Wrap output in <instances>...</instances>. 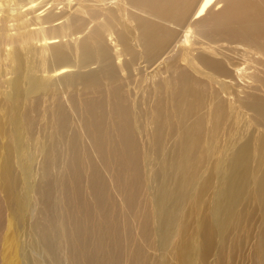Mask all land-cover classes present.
Wrapping results in <instances>:
<instances>
[{"label":"bare ground","instance_id":"1","mask_svg":"<svg viewBox=\"0 0 264 264\" xmlns=\"http://www.w3.org/2000/svg\"><path fill=\"white\" fill-rule=\"evenodd\" d=\"M229 115L253 134L220 154ZM258 143L264 0H0L11 264H264V219L248 255L233 236L252 189L264 213Z\"/></svg>","mask_w":264,"mask_h":264},{"label":"rangeland","instance_id":"2","mask_svg":"<svg viewBox=\"0 0 264 264\" xmlns=\"http://www.w3.org/2000/svg\"><path fill=\"white\" fill-rule=\"evenodd\" d=\"M253 132L251 130L250 126H247V121H244L242 117L238 116V119L235 116H228L226 117L222 129L218 135L219 138V146L220 148V154L224 151L226 148V145L230 147V144L236 139L237 145H233L232 147L241 146L244 144V142L252 136ZM263 144L258 143V149L257 153H261V164H256L252 169V175H251V181L250 184H256V183H263L264 184V169L261 172V168L264 165V150H262ZM220 157V156H219ZM229 157V161L233 162L235 157V152H231ZM219 159V158H218ZM217 163L213 162V165ZM219 181V178L217 179ZM214 187L210 190L207 197H205V202L202 205V213H205L206 215L209 214L210 208H211V200L214 195ZM254 191L251 190L249 196H248V203L245 204L243 207V210L246 211V215H248V212L252 213V219L250 224L248 223L246 225V230L241 231L239 235L233 233V236L235 239L241 240L243 243L241 245H244L241 250V255H248L253 247L254 241L252 240V230H257L261 226V222L264 219V213L259 205H262V203L255 202L254 201ZM252 228V229H251ZM18 230L12 226L11 229L5 228L3 231V238L4 234L6 235V242H5V250L3 249V243H1L0 240V264H11V262H20L21 261V246L19 243L18 247ZM249 238V240H248ZM7 241L9 246L7 245ZM246 260V261H245ZM243 261L235 262V264H249L251 262L250 257L246 258ZM212 262V259L209 260ZM249 261V262H248Z\"/></svg>","mask_w":264,"mask_h":264}]
</instances>
